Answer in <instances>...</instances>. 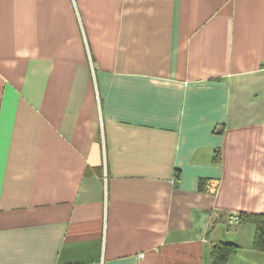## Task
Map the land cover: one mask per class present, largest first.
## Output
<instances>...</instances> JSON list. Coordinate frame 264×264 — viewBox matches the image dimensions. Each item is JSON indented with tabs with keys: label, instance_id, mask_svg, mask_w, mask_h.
<instances>
[{
	"label": "crops",
	"instance_id": "crops-1",
	"mask_svg": "<svg viewBox=\"0 0 264 264\" xmlns=\"http://www.w3.org/2000/svg\"><path fill=\"white\" fill-rule=\"evenodd\" d=\"M242 214L264 0H0V264H264Z\"/></svg>",
	"mask_w": 264,
	"mask_h": 264
},
{
	"label": "trees",
	"instance_id": "trees-1",
	"mask_svg": "<svg viewBox=\"0 0 264 264\" xmlns=\"http://www.w3.org/2000/svg\"><path fill=\"white\" fill-rule=\"evenodd\" d=\"M238 221L252 223L255 227L253 248L264 253V214L261 215H240ZM234 244L222 243L213 248V259L215 262L225 260L230 254L236 251Z\"/></svg>",
	"mask_w": 264,
	"mask_h": 264
},
{
	"label": "built area",
	"instance_id": "built-area-1",
	"mask_svg": "<svg viewBox=\"0 0 264 264\" xmlns=\"http://www.w3.org/2000/svg\"><path fill=\"white\" fill-rule=\"evenodd\" d=\"M217 190V186L213 184V182L206 185V191H208L210 194H215Z\"/></svg>",
	"mask_w": 264,
	"mask_h": 264
}]
</instances>
